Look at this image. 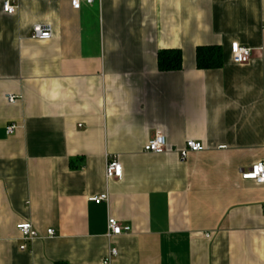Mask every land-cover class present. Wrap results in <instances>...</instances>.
Here are the masks:
<instances>
[{"label":"crops","instance_id":"crops-1","mask_svg":"<svg viewBox=\"0 0 264 264\" xmlns=\"http://www.w3.org/2000/svg\"><path fill=\"white\" fill-rule=\"evenodd\" d=\"M4 1L0 264H104L112 248L110 264H264V184L242 179L264 161V0H8L14 14ZM35 24L53 37L33 39ZM203 46L221 47L220 67H197ZM169 50L181 69L159 68ZM157 131L207 149L144 151ZM109 217L130 231L109 240Z\"/></svg>","mask_w":264,"mask_h":264},{"label":"built area","instance_id":"built-area-1","mask_svg":"<svg viewBox=\"0 0 264 264\" xmlns=\"http://www.w3.org/2000/svg\"><path fill=\"white\" fill-rule=\"evenodd\" d=\"M85 1L88 4L95 2L96 0H73V6L79 8L81 2ZM18 6L10 1H4L2 5V11L8 14H14L17 11ZM31 37L36 40H49L53 37V27L51 24H35L32 28ZM254 50L250 47L235 45L233 48V61L237 64L248 63L252 56ZM8 99L10 102L14 103L17 100L15 95H9ZM16 129V125L12 124L7 128V132L12 134ZM207 147L201 142L195 140H187L184 147L180 149H172L168 145V140L166 135L162 131H157L145 144L144 151L163 154L167 151L176 152L181 160H186L191 153L200 152L206 150ZM106 178L108 181L113 179L121 180L123 178V166L121 160L116 155H110L106 159ZM242 179L244 180H254L259 184H264V161L254 164L251 169L242 174ZM90 201L97 204L103 202H109V194L104 193L101 195H96L89 198ZM108 231L107 237L112 240L115 236H119L130 231L129 227H124L120 222L114 217H109L108 219ZM17 228L21 232L23 239L25 241H33L34 239L40 237L38 231L34 228L32 223L23 222L17 225ZM55 236V230H48V237ZM21 250H26V245L20 246ZM118 255L117 248H112L108 253L107 257L104 259V264H110L114 257Z\"/></svg>","mask_w":264,"mask_h":264},{"label":"trees","instance_id":"trees-1","mask_svg":"<svg viewBox=\"0 0 264 264\" xmlns=\"http://www.w3.org/2000/svg\"><path fill=\"white\" fill-rule=\"evenodd\" d=\"M197 67L200 69L218 68L223 63V53L219 46H203L197 49ZM182 67V52L180 50L161 51L159 53V68L162 71L179 70Z\"/></svg>","mask_w":264,"mask_h":264}]
</instances>
